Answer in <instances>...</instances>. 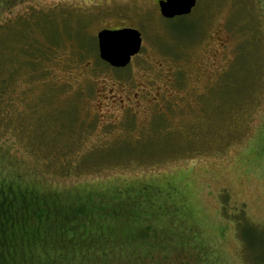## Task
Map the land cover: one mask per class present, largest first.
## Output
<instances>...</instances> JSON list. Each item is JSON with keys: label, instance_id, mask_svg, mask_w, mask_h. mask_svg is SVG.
<instances>
[{"label": "rangeland", "instance_id": "1", "mask_svg": "<svg viewBox=\"0 0 264 264\" xmlns=\"http://www.w3.org/2000/svg\"><path fill=\"white\" fill-rule=\"evenodd\" d=\"M123 26L143 45L117 69L97 37ZM2 40L0 181L96 205L148 186L120 264H264V0H0Z\"/></svg>", "mask_w": 264, "mask_h": 264}, {"label": "trees", "instance_id": "2", "mask_svg": "<svg viewBox=\"0 0 264 264\" xmlns=\"http://www.w3.org/2000/svg\"><path fill=\"white\" fill-rule=\"evenodd\" d=\"M7 43H0V57L6 56ZM124 189L114 191L115 205L110 201L96 205L92 195H68L27 181L26 185L0 181V264H120L119 257H134L137 251L128 244L131 238L136 239L137 231L126 234L116 223L122 220V211L131 215L154 206L157 200L152 202L149 196L144 205L148 186ZM153 253L151 250L150 258L156 257L157 264L160 258H167L161 251Z\"/></svg>", "mask_w": 264, "mask_h": 264}, {"label": "water", "instance_id": "3", "mask_svg": "<svg viewBox=\"0 0 264 264\" xmlns=\"http://www.w3.org/2000/svg\"><path fill=\"white\" fill-rule=\"evenodd\" d=\"M159 6L164 18L173 19L189 15L196 0H163ZM97 38L100 59L117 69L127 67L142 48L141 33L134 28L104 29Z\"/></svg>", "mask_w": 264, "mask_h": 264}, {"label": "flooded vegetation", "instance_id": "4", "mask_svg": "<svg viewBox=\"0 0 264 264\" xmlns=\"http://www.w3.org/2000/svg\"><path fill=\"white\" fill-rule=\"evenodd\" d=\"M161 1H163V0H157V4H158V6H159V4H160V2ZM197 2H198V0H196V5H197ZM196 7V6H195ZM194 7V8H195ZM194 8H193V10H194ZM159 9H160V6H159ZM192 10V11H193ZM192 13V12H191ZM123 28H134V29H137V28H135V27H131V26H123V27H117V28H107V29H109V30H118V29H123ZM138 30V29H137ZM141 36H142V34H141ZM142 45H143V39H142ZM134 58V57H133ZM132 58V59H133ZM132 61V60H131Z\"/></svg>", "mask_w": 264, "mask_h": 264}]
</instances>
